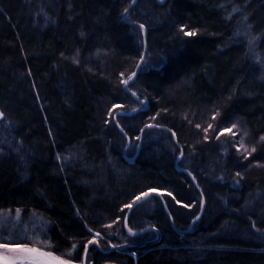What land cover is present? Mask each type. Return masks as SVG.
Returning a JSON list of instances; mask_svg holds the SVG:
<instances>
[{"label":"trees","instance_id":"1","mask_svg":"<svg viewBox=\"0 0 264 264\" xmlns=\"http://www.w3.org/2000/svg\"><path fill=\"white\" fill-rule=\"evenodd\" d=\"M53 1L24 32L0 0V212L38 239L0 242L264 264V0Z\"/></svg>","mask_w":264,"mask_h":264},{"label":"rangeland","instance_id":"2","mask_svg":"<svg viewBox=\"0 0 264 264\" xmlns=\"http://www.w3.org/2000/svg\"><path fill=\"white\" fill-rule=\"evenodd\" d=\"M2 2L9 10H13L15 12L13 17H15V19L19 22V25L24 32H28L34 25V27L40 28L43 25L42 23L47 21V10L51 12L54 6L53 0H2ZM37 11L38 20H36V22L32 19V13ZM241 26H244V22ZM247 31L249 30L247 29ZM250 33L251 32L244 33V28L240 30V34H242L245 42L250 44L256 43L260 50L264 49V43L261 44L255 35H251ZM253 54L259 55V53L257 51L255 52V50H253ZM18 218L19 214L17 213L9 214L0 212V240L13 239L11 237H17L15 238L17 241H21L20 239H22L31 243H37L38 239H34L33 237L25 239V237L21 235L24 233L23 231H25V227L20 226L21 223H19ZM0 257H3L5 260L14 264H73L38 249L35 246L9 244L4 242H0Z\"/></svg>","mask_w":264,"mask_h":264},{"label":"water","instance_id":"3","mask_svg":"<svg viewBox=\"0 0 264 264\" xmlns=\"http://www.w3.org/2000/svg\"><path fill=\"white\" fill-rule=\"evenodd\" d=\"M134 1H135V0H134ZM134 1H132L131 5L134 3ZM143 36H144V37H143V38H144L143 41H144V40H145V30H144V29H143ZM144 57H145V48H144L143 55H142L140 61H139L138 64H137V67L139 66L140 62L144 59ZM134 78H135V74L133 75L132 79L129 80V82H132V81L134 80ZM141 103H142V101H141ZM145 108H146V107H143V108H141V110H142V109H145ZM0 113H1V111H0ZM2 119H3V116H2V118H0V120H2ZM179 169L183 171L182 168H179ZM186 173L189 175L188 172H186ZM189 176H190V175H189ZM190 177H191V176H190ZM191 179H192V177H191ZM192 181H193L194 185L196 186L194 179H192ZM152 194H155V193H149V194H147V195L144 196L142 199H140V200H138L137 202H135V203L132 205V207H130V209L133 208V206L137 205L138 203H140L141 201H143L144 199H146L147 197H149V196L152 195ZM163 206H164V208L166 209L165 204H163ZM199 215H200V214H199ZM199 215L193 219V221H192L191 224H193L195 221L198 220ZM127 218H128V213H127V215H126V217H125V220H124V225H125V227H126V225H127ZM190 226H191V225H190ZM150 229H152V228H151V227H148V228H146V229H144V230H141V231H139V232H135V233H130V232H128V229H126V230H127V232H128L130 235H137V234H140V233H142V232H144V231H146V230H150ZM177 231H178L179 233H185V232H187L188 230H184V231L177 230ZM0 264H9V263L0 260ZM83 264H85V258H84Z\"/></svg>","mask_w":264,"mask_h":264},{"label":"snow or ice","instance_id":"4","mask_svg":"<svg viewBox=\"0 0 264 264\" xmlns=\"http://www.w3.org/2000/svg\"><path fill=\"white\" fill-rule=\"evenodd\" d=\"M141 27H143V25H141ZM192 35H195V33H192ZM128 79H131V77H129ZM125 83L127 84V81H125ZM133 95H135V93H133ZM2 116H3V113H0V118H2ZM209 127H211V125H209ZM233 127H235V125H233ZM173 135H175V133H173ZM261 139L264 140V137H261ZM254 150L255 149H253V151ZM145 195H147V194H145ZM137 199L139 200L140 197H137ZM128 207H132V205H128ZM17 212H19V210H17ZM97 235H99V234L97 233ZM5 243H7V241ZM73 248H75V245H73Z\"/></svg>","mask_w":264,"mask_h":264},{"label":"bare ground","instance_id":"5","mask_svg":"<svg viewBox=\"0 0 264 264\" xmlns=\"http://www.w3.org/2000/svg\"><path fill=\"white\" fill-rule=\"evenodd\" d=\"M0 260L5 261V262H7V263H9V264H14V263H12V262H10V261H8V260H5L3 257H0Z\"/></svg>","mask_w":264,"mask_h":264}]
</instances>
